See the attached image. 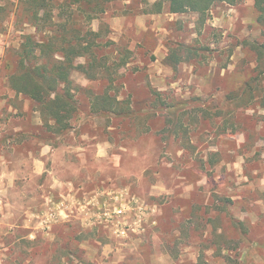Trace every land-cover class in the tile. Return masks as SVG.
I'll use <instances>...</instances> for the list:
<instances>
[{
	"label": "rangeland",
	"instance_id": "rangeland-1",
	"mask_svg": "<svg viewBox=\"0 0 264 264\" xmlns=\"http://www.w3.org/2000/svg\"><path fill=\"white\" fill-rule=\"evenodd\" d=\"M154 1L117 0L91 22L113 69L72 73L62 132L7 86L4 59L41 31L0 0V264H264V20L254 0L203 22L147 12ZM105 90L127 114L94 112ZM119 193L141 207L124 237L97 217Z\"/></svg>",
	"mask_w": 264,
	"mask_h": 264
},
{
	"label": "trees",
	"instance_id": "trees-1",
	"mask_svg": "<svg viewBox=\"0 0 264 264\" xmlns=\"http://www.w3.org/2000/svg\"><path fill=\"white\" fill-rule=\"evenodd\" d=\"M114 1L117 0H18L12 12L16 23L25 20L31 26H38L41 33L24 34L14 51L15 58L4 59L7 86L16 95L33 102L45 124L56 131L70 127L77 109L72 73L81 72L90 80L104 78L103 72L111 74L113 68L108 65L107 56L99 57L101 29L93 30L91 22L106 13ZM239 1L155 0L147 12L160 13L165 8L170 13L191 11L198 13L203 22L214 5H234ZM254 6L259 12L258 19L264 20V0H254ZM6 7L7 4H0V22L7 16L2 17ZM83 56L86 62L78 63L77 58ZM167 60L172 63L179 59L170 55ZM125 64L121 60L113 66ZM122 105L124 101L112 98L105 90L94 97L93 110L127 114L129 107L123 109Z\"/></svg>",
	"mask_w": 264,
	"mask_h": 264
},
{
	"label": "built area",
	"instance_id": "built-area-1",
	"mask_svg": "<svg viewBox=\"0 0 264 264\" xmlns=\"http://www.w3.org/2000/svg\"><path fill=\"white\" fill-rule=\"evenodd\" d=\"M128 194V193H126ZM125 197L123 194H116L111 196L109 204L104 206V209L97 215L98 218L105 219L107 222L113 225L118 236H126L129 231H139L140 225L136 222L140 221V215H137V218L134 219V222L128 220L127 212L137 210L141 212V207L132 208L131 200L129 195Z\"/></svg>",
	"mask_w": 264,
	"mask_h": 264
},
{
	"label": "crops",
	"instance_id": "crops-1",
	"mask_svg": "<svg viewBox=\"0 0 264 264\" xmlns=\"http://www.w3.org/2000/svg\"><path fill=\"white\" fill-rule=\"evenodd\" d=\"M2 53H3V50H2V48H0V57L2 56ZM12 92L14 93V95H16L14 91H12ZM20 96H22V95H20Z\"/></svg>",
	"mask_w": 264,
	"mask_h": 264
}]
</instances>
